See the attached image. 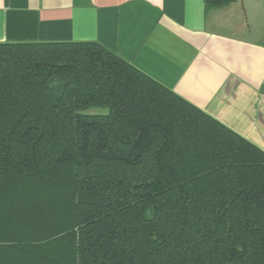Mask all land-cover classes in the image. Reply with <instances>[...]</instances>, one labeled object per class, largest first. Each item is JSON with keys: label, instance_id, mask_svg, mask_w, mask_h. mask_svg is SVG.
I'll list each match as a JSON object with an SVG mask.
<instances>
[{"label": "trees", "instance_id": "obj_1", "mask_svg": "<svg viewBox=\"0 0 264 264\" xmlns=\"http://www.w3.org/2000/svg\"><path fill=\"white\" fill-rule=\"evenodd\" d=\"M0 264H264V152L98 43H0Z\"/></svg>", "mask_w": 264, "mask_h": 264}, {"label": "crops", "instance_id": "obj_2", "mask_svg": "<svg viewBox=\"0 0 264 264\" xmlns=\"http://www.w3.org/2000/svg\"><path fill=\"white\" fill-rule=\"evenodd\" d=\"M98 43L264 152V0H0V43Z\"/></svg>", "mask_w": 264, "mask_h": 264}, {"label": "rangeland", "instance_id": "obj_3", "mask_svg": "<svg viewBox=\"0 0 264 264\" xmlns=\"http://www.w3.org/2000/svg\"><path fill=\"white\" fill-rule=\"evenodd\" d=\"M93 111H94V114L95 113H99V114H105L106 113V110L105 109H95Z\"/></svg>", "mask_w": 264, "mask_h": 264}]
</instances>
